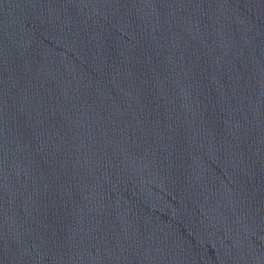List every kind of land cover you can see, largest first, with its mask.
Here are the masks:
<instances>
[{"label":"water","instance_id":"water-1","mask_svg":"<svg viewBox=\"0 0 264 264\" xmlns=\"http://www.w3.org/2000/svg\"><path fill=\"white\" fill-rule=\"evenodd\" d=\"M0 264H264V0H0Z\"/></svg>","mask_w":264,"mask_h":264}]
</instances>
